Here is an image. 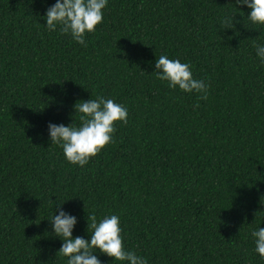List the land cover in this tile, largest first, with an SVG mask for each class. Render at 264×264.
I'll list each match as a JSON object with an SVG mask.
<instances>
[{"label":"trees","instance_id":"obj_1","mask_svg":"<svg viewBox=\"0 0 264 264\" xmlns=\"http://www.w3.org/2000/svg\"><path fill=\"white\" fill-rule=\"evenodd\" d=\"M55 3L0 0V264H67L58 208L89 242V215L119 216L147 264H264V25L236 0H108L85 47L48 30ZM161 55L189 63L208 98L158 80ZM101 96L127 124L72 165L48 125L78 127L74 105Z\"/></svg>","mask_w":264,"mask_h":264},{"label":"clouds","instance_id":"obj_2","mask_svg":"<svg viewBox=\"0 0 264 264\" xmlns=\"http://www.w3.org/2000/svg\"><path fill=\"white\" fill-rule=\"evenodd\" d=\"M107 2L108 0H56L54 6L46 11V27L49 31H56L60 26L63 33L70 34L75 42L86 47L85 36L94 32L103 22V9ZM236 4L246 5L251 10L248 17L252 23L264 25V0H236ZM254 46L257 55L264 61V46ZM155 68L156 78L162 82L166 81L170 88H179L185 93L196 92L201 94V99L208 98L209 85L203 80L194 79L189 63L161 55L156 60ZM74 110L76 114H80V125L77 127L74 124L64 126L50 123L49 136L51 144L63 148L69 163L83 167L106 146L115 142L113 135L116 125L127 124L128 110L113 99H105L102 96L86 102H77ZM57 211L59 214H55L50 223L55 235L63 241L57 254L66 257L67 264H101L95 255L97 251L113 261L147 264L146 259L124 247L119 216L111 215L98 222L94 214L89 215L87 223L88 228L92 230L89 242L81 237L73 238L76 218L59 208ZM252 236L255 238L256 252L264 258V228L252 232Z\"/></svg>","mask_w":264,"mask_h":264}]
</instances>
